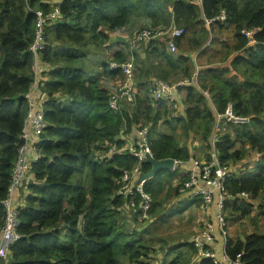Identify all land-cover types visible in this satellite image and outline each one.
Wrapping results in <instances>:
<instances>
[{"label": "trees", "instance_id": "obj_1", "mask_svg": "<svg viewBox=\"0 0 264 264\" xmlns=\"http://www.w3.org/2000/svg\"><path fill=\"white\" fill-rule=\"evenodd\" d=\"M54 7H59L61 18L47 27L46 46L39 54L40 61L49 66L43 72L48 79L41 85L48 96L44 104L47 126L37 144L30 180L19 187L25 188L22 205H17L21 238L11 245L6 264H154V248L136 231L124 229L127 201L117 194L124 171L133 169L136 160L115 155L98 161V151L112 144L124 126L130 130L133 125H148L156 160L189 162L193 158L189 145L181 146L173 133L159 132V123L181 124L188 137L208 144L215 112L224 113L229 104L235 114L250 116L251 121L242 126L226 124L231 131L219 134L216 142L221 165L232 169L225 180L224 211L249 216L253 201L264 197V164L254 171H235V165L245 157L246 146L264 158V0H61ZM52 8L51 0H0V231L7 214L3 202L23 145L20 134L28 112L25 95L35 81L29 51L35 38V12ZM222 11L224 22L216 20ZM134 17L151 22L141 30L175 25L184 33L175 39L177 53L169 51L166 38L133 48L128 39L129 54L115 53L114 60H134L140 88L132 107L115 113L100 77L86 75L80 65L83 48L92 39L109 41L107 31L124 29ZM207 21L213 22L208 26ZM217 29L227 30L232 42L211 38ZM244 30H255L253 44ZM189 34L194 36L195 51L186 55L180 53V45ZM138 46L145 47V53L137 51ZM208 53L227 65L216 67L214 60L198 65L197 59ZM150 54L154 70L145 71L139 79ZM190 54H196L195 60ZM109 64L102 63L103 74L121 78V71L110 70ZM196 72L198 87L179 88L185 92V116H175L167 102L152 105L149 87L156 80H192ZM143 170L150 171L151 165L144 163ZM84 173L88 184L80 180ZM175 180L179 195L186 175L179 177L178 170H160L145 183L144 190L153 199L150 218L161 212L166 202L162 194ZM242 193L250 200L241 198ZM130 212L131 218L139 220L138 214ZM188 247L195 254L193 243ZM225 252L232 260L240 255L243 264H264V233L255 231L244 238L228 235ZM169 264H180V255ZM199 264L215 263L213 258H202Z\"/></svg>", "mask_w": 264, "mask_h": 264}, {"label": "built area", "instance_id": "obj_2", "mask_svg": "<svg viewBox=\"0 0 264 264\" xmlns=\"http://www.w3.org/2000/svg\"><path fill=\"white\" fill-rule=\"evenodd\" d=\"M35 38L31 44L29 51L34 58V74L35 81L31 85L25 100L27 102L28 112L24 120L20 138L23 140V145L18 150V155L14 164L12 173L11 185L8 190V197L3 204L6 208V217L4 225L1 228L0 234V264L9 255V250L12 244L18 241L21 236L18 232L20 225L18 206L14 207L13 197L15 190L19 188L25 180H27L30 171L32 170V162L38 158L37 144L41 141L47 123L44 117V104L48 99L47 93L42 90V79L39 80L43 72L48 71L49 66L41 63L39 59L40 52L46 46V29L61 18L59 7H53L50 11L37 10ZM217 21L224 22L226 20L225 11L216 18ZM213 21H207V25ZM183 28H178L174 25L167 29H144L137 31L130 44L135 47L138 44H147L152 40H161L167 38L168 49L171 53L178 51L175 39L182 36ZM243 33L250 39L253 44V35L255 30H244ZM110 70H120L121 80L114 92L110 94L109 106L115 113H122L123 110L132 105L136 101V97L140 91L136 83V70L133 59L125 61L111 60L109 64ZM197 73L195 77L189 81H181L178 83H169L162 80H156L149 87V96L153 102H167L174 110H179L177 96L179 97V88L187 85H197ZM206 98L212 104L210 95L204 92ZM251 121V117H244L235 114L233 106L229 104L224 113L215 112V129L210 140L209 153L210 160L208 162H200L197 159L191 160L192 168L188 171L187 179L183 183L180 193L193 191L195 197L201 198L204 208L209 207L216 202L218 208L217 219L218 226L224 239L223 253L217 255L212 244L215 242L216 226L213 222H207L204 227H199L197 235L193 239L194 247L196 248V257L194 262L199 264L202 258H213L215 264H243L241 256L238 255L235 260L229 258L225 252V244L228 236V221L224 211V203L227 198L225 190V180L230 178L232 169L228 165H221L218 153L216 151V142L218 140L217 131L219 127L226 124L247 125ZM115 155H129L135 158L136 164L133 169L125 170L118 188L117 194L126 199L125 205L130 211L138 214L139 219H148L153 199L152 196L145 192L142 181L138 184L140 175L143 172V164L149 156H153L150 148V128L148 126L133 125L128 130L124 126L115 142L105 149L98 152V161L110 159ZM182 162L176 161L175 166H181ZM245 200H250V196L246 193L240 195ZM198 262V263H197Z\"/></svg>", "mask_w": 264, "mask_h": 264}, {"label": "rangeland", "instance_id": "obj_3", "mask_svg": "<svg viewBox=\"0 0 264 264\" xmlns=\"http://www.w3.org/2000/svg\"><path fill=\"white\" fill-rule=\"evenodd\" d=\"M150 24L151 22L143 17H134L133 20H131V23L122 30L113 33L106 30L109 36V41L104 42L103 40H99L100 38L90 40L87 46L83 48L85 53L82 60L83 63L80 64L84 69L85 74L99 76L104 89L107 90L108 93L114 92L121 78L119 76L115 78L116 76L109 77L104 75L102 63H104V61L109 62L113 60L115 53L118 51H124L125 54H129V44L127 40L129 39L130 41L137 31L141 30V28L150 27ZM210 37L221 42H232V35L225 29H217L210 35ZM193 39L194 36L189 34L186 39L182 41L180 45L181 50L179 49L180 53L184 52L187 55V52L192 53L195 51L191 45ZM119 42L126 43L120 44ZM136 49L137 51L144 53L146 50L143 46H138ZM189 56L195 60L196 54H190ZM218 58V55L214 56L213 53H208L199 60L197 59V64L204 65L207 61L214 60L216 61L214 65L216 67H224L227 65L226 63H221ZM152 61H154L152 55L148 56L145 65L141 66L138 75L139 79L140 75L145 71L154 70L153 67L155 66L151 65ZM234 74L235 73L232 75ZM178 76L181 75H175L173 77ZM170 80L171 83L177 82L173 78ZM179 94L182 96V90L180 89ZM177 100H180L178 96ZM181 105L183 106V110H174L175 116H185V108L182 101ZM158 131L173 133L181 146L189 145L190 149L200 147V150H202L203 154L206 156L207 152L208 154L210 153V148L204 147V143L199 142L200 140H194L193 137H188L181 124H166L162 121L159 123ZM230 131V126L224 125L219 127L217 135ZM240 146L241 144H238L237 148ZM245 152L246 154L243 160L235 165V171H240L241 169L254 171L259 164H264L263 156L257 151L246 146ZM189 169L190 166H182L180 171L188 172ZM30 173L27 181L30 180ZM80 180L84 184H88L89 178L87 173H84L80 177ZM178 184L179 182L177 180L174 181L173 184L162 194L163 200L166 201L164 207L159 214L151 218L149 217L148 219L150 220H135L136 218H129L127 215L123 216V227L126 232L136 231L139 236H142L146 245L154 248V264H169L179 255L180 264H196L193 260V257L196 256V254L191 251V248L188 247V245L189 243H192V240L196 237L199 227H204L207 224V218L204 216V204L201 199H199L190 201L189 206H187V203H184L185 200L181 199V197L179 198L182 193H179V195L178 193H175L174 189ZM18 190L19 188L15 190V193ZM169 193H171L170 196H168ZM253 204V211L249 216L242 217L238 214H230L229 212H226L229 236L244 238L247 234H251L255 231L264 233V197L260 196L253 201ZM186 210L187 215H184ZM213 223L216 226L214 235H217L218 232L220 233V229L215 217ZM221 242L223 243V241ZM5 260H2L1 264H6L7 261Z\"/></svg>", "mask_w": 264, "mask_h": 264}, {"label": "crops", "instance_id": "obj_4", "mask_svg": "<svg viewBox=\"0 0 264 264\" xmlns=\"http://www.w3.org/2000/svg\"><path fill=\"white\" fill-rule=\"evenodd\" d=\"M61 0H51V4L54 6H56L58 3H60ZM44 79L45 81L48 79L47 77L43 76V73L40 75L39 80ZM185 97V92H182V96L179 95L180 100H178V106L180 109L183 110V106L181 105V101L183 102V99ZM155 103L152 102V105L154 106ZM185 108V106H184ZM201 142V141H199ZM203 143V142H201ZM204 143V147L208 148L209 142ZM193 149V148H192ZM191 149V152L193 153V158H197L200 161H205L206 159H209L208 156V152H207V156L203 154V151L200 150V147L194 148L193 151ZM209 151V150H208ZM182 166H190V169L192 168V165L190 162H186L184 163ZM181 166V167H182ZM181 167L178 169V173H179V177L185 176L187 174V172H183L180 171ZM189 169V170H190ZM176 181V180H175ZM178 181V180H177ZM25 191V188H19V190L14 193V197H13V203H14V207L21 206L22 205V194ZM181 197V199L185 200L184 203H187V206H189V202L192 200H199L201 198L199 197H195V194L193 191H187L185 193H182L179 198ZM202 201V200H201ZM184 209V208H181ZM205 209V208H204ZM217 213H218V208L216 206V202H214L209 209H205V213L204 216L207 218V222H213L214 221V217H217ZM123 216H128L129 218H131V212L128 208L124 207L123 208ZM184 215H187V210L185 212ZM222 234L221 232L217 233V235H215V242L212 244L214 251L216 252V254H222L223 250H224V239H222ZM223 241V243L221 242Z\"/></svg>", "mask_w": 264, "mask_h": 264}, {"label": "water", "instance_id": "obj_5", "mask_svg": "<svg viewBox=\"0 0 264 264\" xmlns=\"http://www.w3.org/2000/svg\"><path fill=\"white\" fill-rule=\"evenodd\" d=\"M146 163L151 165V170L148 172L141 173L138 184H140L142 181L152 179L160 170L173 171L176 162L174 159L156 160L153 156H149L146 160Z\"/></svg>", "mask_w": 264, "mask_h": 264}, {"label": "clouds", "instance_id": "obj_6", "mask_svg": "<svg viewBox=\"0 0 264 264\" xmlns=\"http://www.w3.org/2000/svg\"><path fill=\"white\" fill-rule=\"evenodd\" d=\"M175 26V25H174ZM163 39H165V38H163ZM167 39V38H166ZM176 43V42H175ZM177 49H178V47H177ZM178 52V51H177ZM176 52V53H177ZM42 63V62H41ZM197 70H198V68H197ZM197 73V76H198V72H196ZM195 73V74H196ZM195 74H194V76H193V78L195 77ZM192 78V79H193ZM197 79V78H196ZM42 81H44V79H42ZM182 81V80H181ZM181 81H179V82H181ZM184 81H186V80H184ZM189 81H191V80H189ZM176 83H178V82H176ZM187 86H189V85H187ZM194 86H197L198 87V83H197V85H194ZM112 93V92H111ZM111 93H109V99H110V94ZM151 102H153V101H151ZM27 103V102H26ZM153 103H155V102H153ZM213 106V105H212ZM110 107V106H109ZM179 107V106H178ZM179 110H181L180 108H179ZM24 124V123H23ZM148 126V125H147ZM149 127V126H148ZM215 129V128H214ZM45 132V131H44ZM21 135V134H20ZM213 136V135H212ZM42 139V138H41ZM211 140V139H210ZM115 142V140L113 141V143ZM112 143V144H113ZM111 145V144H110ZM109 145V146H110ZM209 145H210V141H209ZM105 147L106 146H104V148L103 149H105ZM210 148V147H209ZM103 149H101V150H103ZM100 151V150H99ZM98 151V152H99ZM210 152H211V149H210ZM208 156H209V154H208ZM135 159V158H134ZM193 159H197V158H192L191 160H193ZM191 160L189 161L190 163H191ZM198 160V159H197ZM210 160V156H209V159H206L205 161H200V162H208ZM175 162H176V160H175ZM180 162H182V161H180ZM146 163V162H145ZM184 163H186V162H182V164H181V166L184 164ZM191 165H192V163H191ZM181 166H175V168H174V170L173 171H175V170H178ZM143 172H145L144 170H143ZM142 172V173H143ZM187 174H188V172H187ZM187 174H186V179H187ZM148 181V180H147ZM147 181H144L145 183L147 182ZM145 185V184H144ZM146 192V191H145ZM125 207V206H124ZM152 207V206H151ZM228 220V219H227ZM227 230H228V226H227ZM228 237V236H227ZM192 243H193V240H192ZM194 245V244H193ZM226 245V244H225Z\"/></svg>", "mask_w": 264, "mask_h": 264}]
</instances>
